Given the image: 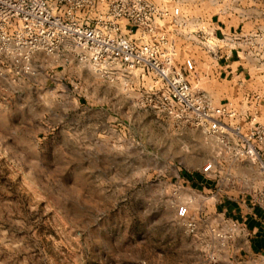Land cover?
<instances>
[{
  "label": "rangeland",
  "instance_id": "rangeland-1",
  "mask_svg": "<svg viewBox=\"0 0 264 264\" xmlns=\"http://www.w3.org/2000/svg\"><path fill=\"white\" fill-rule=\"evenodd\" d=\"M177 1L190 20L188 32L208 27L232 8L242 9L223 14L232 24H264V0ZM170 30L178 66L186 58L196 62L192 86L233 108L237 116L231 124L250 123L242 110L249 90L222 68L231 47L223 46L217 60L187 36L176 35L175 26ZM26 69L20 79L0 78V264H224L231 259L237 234L211 216L207 191L193 186L192 178L202 176L229 193L262 190L264 173L229 153L226 145L237 143L234 136L222 143L144 106L146 78L138 77L140 70L110 82L71 54L33 59ZM259 104L256 123L264 127V98ZM209 164L213 171L204 172ZM181 206L188 207L186 220L177 215Z\"/></svg>",
  "mask_w": 264,
  "mask_h": 264
},
{
  "label": "built area",
  "instance_id": "built-area-1",
  "mask_svg": "<svg viewBox=\"0 0 264 264\" xmlns=\"http://www.w3.org/2000/svg\"><path fill=\"white\" fill-rule=\"evenodd\" d=\"M177 0H0V78L20 79L37 54L53 57L71 54L110 82L125 79L140 70L144 79L142 104L165 114L181 124L202 130L207 136L227 142L231 156L240 163H250L264 173V127L256 122L245 133L242 126L230 123L236 111L227 104L214 103L205 92L189 81L196 72V62L186 58L177 64L178 36L203 46L220 59L222 49L231 47L237 54L262 53L264 34L256 33L245 44L241 37L217 38L209 25L196 26L190 32ZM224 46V47H223ZM3 64L8 67L2 66ZM136 76V75H135ZM264 98L260 94L257 100ZM204 172H212L213 164ZM264 203V185L258 195ZM180 219L189 217L187 206L177 210ZM234 234L240 233L237 224Z\"/></svg>",
  "mask_w": 264,
  "mask_h": 264
},
{
  "label": "crops",
  "instance_id": "crops-1",
  "mask_svg": "<svg viewBox=\"0 0 264 264\" xmlns=\"http://www.w3.org/2000/svg\"><path fill=\"white\" fill-rule=\"evenodd\" d=\"M154 1L158 4L160 3V0ZM228 11H230L229 14L236 13V11L240 14L242 9L232 8L231 10H224L216 22L212 21L209 23L213 27L215 36L221 39L241 37L242 51H250L245 44V39L256 33L264 34V24L255 22L253 25H250V23L242 21V25L236 26L232 24V21L223 17V14L227 15L226 12ZM197 22L199 24V21ZM256 52L252 51L251 53L249 52V55H245L232 51L231 56L223 60L224 65L222 68L227 73V76H236L242 80L244 82L243 86L246 90H249L247 95L250 96L252 94L254 96L252 97L253 100H249L247 96L243 101L246 105L242 106V110H245V120H252L246 125L244 122L242 123L243 130L250 128L252 123L257 122L258 111L262 108L259 100L256 99L261 94V89L258 86L259 74L261 73V58L255 56ZM44 56L43 54H37L34 59ZM250 82L254 84L252 88L246 85ZM239 83L241 84V82ZM248 104L251 106H248ZM192 179L193 186L198 190L207 191L206 199L208 203H212L213 207L211 216L218 217L219 220L228 225L237 224L240 227L241 231L237 234L236 241L231 246L229 256L231 259L224 264H264V203L258 201V195L261 190L257 191L254 195L244 194L241 191L239 193L230 191L229 193L215 185L209 184V181L205 180L202 176H195Z\"/></svg>",
  "mask_w": 264,
  "mask_h": 264
}]
</instances>
